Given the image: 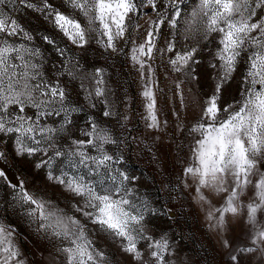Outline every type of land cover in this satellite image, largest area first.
I'll return each instance as SVG.
<instances>
[{
  "label": "snow or ice",
  "instance_id": "obj_1",
  "mask_svg": "<svg viewBox=\"0 0 264 264\" xmlns=\"http://www.w3.org/2000/svg\"><path fill=\"white\" fill-rule=\"evenodd\" d=\"M0 264H264V0H0Z\"/></svg>",
  "mask_w": 264,
  "mask_h": 264
}]
</instances>
